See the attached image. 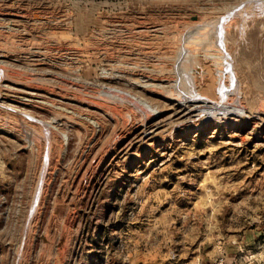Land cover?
Wrapping results in <instances>:
<instances>
[{
    "label": "rangeland",
    "instance_id": "374dc122",
    "mask_svg": "<svg viewBox=\"0 0 264 264\" xmlns=\"http://www.w3.org/2000/svg\"><path fill=\"white\" fill-rule=\"evenodd\" d=\"M261 5L0 0V264H264Z\"/></svg>",
    "mask_w": 264,
    "mask_h": 264
},
{
    "label": "bare ground",
    "instance_id": "6f19581e",
    "mask_svg": "<svg viewBox=\"0 0 264 264\" xmlns=\"http://www.w3.org/2000/svg\"><path fill=\"white\" fill-rule=\"evenodd\" d=\"M262 2H263V1H262ZM259 5H260V4H259ZM261 6H262V5H261ZM233 7H234V6H233ZM236 7H237V6H236ZM262 7H264V6H262ZM234 8H235V7H234ZM231 9H232V8H231ZM258 9H259V8H258ZM260 10H261V9H260ZM239 13H240V12H239ZM239 13H237V14H239ZM225 14H226V13H225ZM230 15H232V14L230 13ZM230 15H229V16H230ZM234 15H235V14H234ZM234 15H233V16H234ZM236 17H238V15H237ZM216 18H217V17H216ZM225 18H228V19H229L230 17H225ZM225 18H224V19H225ZM233 18H234V17H233ZM224 19H223V21H224ZM226 20H227V19H226ZM226 20H225V21H226ZM223 21L220 22V19H219L218 21H217V19H216L217 24H216V28H215V36H214V37H215L216 47H217L218 51L220 52V53H218V52L215 51V52H216L215 54L218 53V54H217L218 57H219V55L221 54V55H220V56H221L220 60H221V61H223V60L226 61L225 63H223L224 61L221 62V61L218 60V61H219L218 64L220 63V66H219L220 69L217 70V72L219 73V83H218V87H217V88H218V94L220 95L221 98H222V96H224V86H226V87L229 88V86L226 85L227 83L225 84L224 82H221V81H223V79L227 78V77L229 76V74H230V71L233 70V69H231V67H230L231 64H229V63H231V62H228V58H227V56L229 55V53L227 52V48H226V42H225V28H224V22H223ZM231 21H232V19H231ZM198 22H199V21H197V23L195 22V26L199 24ZM212 22H213V21H212ZM193 23H194V22H193ZM193 23H192V24H193ZM206 24H207V23H206ZM206 24H205V25H206ZM201 25H203V23H201ZM207 26H208V25H207ZM211 26H212V25H211ZM211 26H209V27L211 28ZM214 26H215V25H214ZM225 26H226V25H225ZM204 27H206V26H204ZM200 28H203V26H202V27L200 26ZM203 29H204V28H203ZM205 29L208 30V28H205ZM205 29H204V30H205ZM240 29H241V28H240ZM204 30H203L202 32H205V31H206L205 34H204V35H206L207 30H205V31H204ZM210 30H211V29H210ZM212 30H213V29H212ZM199 31H200V30H199ZM202 32H201V33H202ZM211 32H212V31H211ZM201 33H200V35H201ZM212 33H213V32H212ZM208 34H209V32H208ZM209 35H211V34H209ZM214 37H213V38H214ZM205 38H207V36H205L204 39H205ZM200 39L203 40V35H202V38H199V40H200ZM207 39H208V38H207ZM205 41H207V40H203L204 43H205ZM209 41H210V39H209ZM209 41H208V43H207L206 45H208V44L210 43ZM199 42H201V41H199ZM212 42H213V40L211 41V44H212ZM200 44H202V43H200ZM213 44H214V43H213ZM204 45H205V44H204ZM206 45H205V46H206ZM209 46H213V45H209ZM181 48H182V47H181ZM210 48H211V47H210ZM205 49H207V48L205 47ZM205 49H204V50H205ZM217 49H216V50H217ZM181 50H182V49H181ZM182 51H183V50H182ZM212 51H213V49H212ZM25 53H26V52H25ZM205 53H206V52H205ZM210 53H211V49H210ZM179 54H180V53H179ZM207 54H208V52H207ZM209 55H210V54H209ZM213 55H214V51H213ZM213 55L211 54L210 57H211V56L213 57ZM215 56H216V55H215ZM215 56H214V57H215ZM216 57H217V56H216ZM216 57H215V58H216ZM207 58H208V55H207ZM212 59H214V58H212ZM217 59H219V58H217ZM213 61H214V60H213ZM211 63H212V61H211ZM216 63H217V61H216ZM218 64H217V65H218ZM215 65H216V64H215ZM215 65H214V66H215ZM216 67H218V66H216ZM219 67H218V68H219ZM229 67H230V69H231L230 71H228ZM1 69H2V68H1ZM214 69H217V68H214ZM0 72H2V71H0ZM228 72H229V73H228ZM218 73H217V74H218ZM0 75H2V74H0ZM231 75H232V74H231ZM231 75H230V77L232 78ZM234 76H235V75H234ZM0 77H1V76H0ZM217 77H218V76H217ZM235 79H236V78H235ZM228 80H230V79H228ZM3 81H4V80H3ZM230 81H231V80H230ZM233 81H234V80H233ZM233 81H232V82H233ZM232 82H231V83H232ZM235 82H236V81H235ZM235 82H233V83H235ZM220 83H221V85H220ZM17 84H18V83H17ZM229 84H230V83H229ZM1 85H2V84H1ZM19 85H20V84H19ZM147 85H148V84H147ZM232 85H233V84H232ZM232 85H231V86H232ZM234 85H235V84H234ZM17 87H18V86H17ZM151 87H153V86H151ZM226 87H225V88H226ZM3 88H4V87H3ZM22 88H23V87H22ZM30 88H31V87H30ZM30 88H29V89H30ZM0 89H1V88H0ZM26 89H27V88H26ZM33 89H34V88H33ZM33 89H32V90H33ZM4 90H6V88H5ZM2 91H3V90H2ZM235 92H236V91H235ZM238 92H239V91H238ZM9 93H10V92H9ZM19 93H20V92H19ZM232 93H233V92H231L230 94H232ZM226 94H227V93H226ZM228 94H229V93H228ZM228 94H227V96H228ZM10 95H11V94H10ZM11 96H12V95H11ZM30 96H31V94H30ZM231 96H236V93H234V95H231ZM237 96H238V95H237ZM7 97H8V96H7ZM121 97H122V96H121ZM220 97H219V98H220ZM1 98H2V97H1ZM29 98H30V97H29ZM231 98H232V97H231ZM20 99H21V98H20ZM20 99H19V100H20ZM19 100H18V101H19ZM236 100H237V99H236ZM198 101H199V100H198ZM202 101H203V103H204V102H205V103L207 102V100H202ZM19 103H20V102H19ZM26 103H27V102H26ZM218 103H219V102H218ZM220 104H221V103H220ZM220 104H218V105H220ZM211 105H212V104H211ZM218 105H217V106H218ZM222 105H223V104H222ZM236 105H237L236 107H235V105H234V107H233L232 109H230L229 111H227V112H230L232 115H234V114L239 115V116L244 115V113H245V112L243 111L244 108L242 109V108L239 106V104H236ZM144 106H145V105H144ZM195 106H197V105H195ZM205 106H206V105H205ZM220 106H221V105H220ZM145 107H146V106H145ZM209 107H210V106H209ZM213 107H214V106H213ZM215 107H216V106H215ZM211 108H212V106H211ZM197 110H198V109H197ZM201 110H203V109H201ZM205 110H206V109H205ZM205 110H204V111H205ZM210 110H211V109H210ZM212 110H213V109H212ZM216 110H217V109H216ZM218 110H219V109H218ZM194 111H195V110H194ZM207 112H208V110H207ZM209 112H210V111H209ZM209 112H208V113H209ZM212 112H213V111H212ZM225 112H226V111H225ZM198 113H199V112H198ZM200 113H201V112H200ZM212 114H213V113H212ZM224 114H225V113H224ZM191 116H192V115H191ZM209 116H210V114H209ZM232 117H233V116H232ZM214 118H215V117H214ZM215 119H216V118H215ZM222 119H223V118H222ZM226 119H227V118H226ZM217 120H218V119H217ZM41 128H42V127H41ZM46 128H47V127H45V129H46ZM42 129H43V128H42ZM42 129H41V133L43 132ZM49 129H50V128H49ZM46 132H47V130H46ZM48 133H49V132H48ZM45 138H46V137H45ZM46 141H47V140H46ZM30 142H31V141H30ZM49 142H50V141H49ZM49 142H48V143H49ZM48 145L50 146V143H49ZM44 147H45V146H44ZM47 149H48V147H47ZM42 151H43V150H42ZM47 151H48V150H47ZM41 153H42V152H41ZM45 153H46V152H45ZM49 154H50V153H49ZM42 155H43V154H42ZM42 155H41V156H42ZM43 157H44V156H43ZM47 157H49V156L47 155L44 159H46ZM41 158H42V157H41ZM43 162H44V161H43ZM41 165H42V163H41ZM41 171H42V170H41ZM42 173H44V172L42 171ZM37 175H38V174H37ZM40 177H41V176H40ZM44 177H45V176H44ZM37 178H38V177H37ZM40 180H41V179H40ZM37 184H38V183H37ZM39 184H40V183H39ZM37 188H38V187H37ZM39 189H40V188H39ZM35 197H36V195H35ZM33 198H34V197H33ZM31 206H32V205H31ZM34 210H35V209H34Z\"/></svg>",
    "mask_w": 264,
    "mask_h": 264
}]
</instances>
